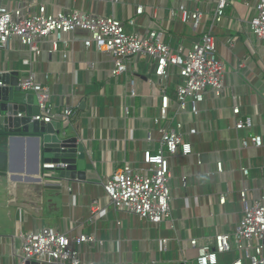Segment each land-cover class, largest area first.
I'll list each match as a JSON object with an SVG mask.
<instances>
[{"label":"crops","instance_id":"crops-1","mask_svg":"<svg viewBox=\"0 0 264 264\" xmlns=\"http://www.w3.org/2000/svg\"><path fill=\"white\" fill-rule=\"evenodd\" d=\"M257 1L230 0L224 19L216 24L218 0H0V6H24L28 11L46 5L51 14L76 10L114 15L129 32L163 31L164 42L172 48L183 43L188 49L202 32L211 30L219 39L217 50L225 65V97L210 95L199 118L180 115L177 105L172 106L171 123L181 119L188 127L196 123L199 133L187 137L194 145L193 155L169 157L173 217L157 227L112 207L103 218H95L91 210L95 202L101 209L108 206L103 187L108 176L125 163L142 166L143 153L159 147L157 134L152 145L146 140L159 105L151 85L155 79L152 60L134 57L130 74L114 78L112 64L85 50L83 40L88 33L84 31L64 34L60 40L51 34L44 53L31 65L24 64L29 57L19 41L1 49L0 75L18 73L20 82L32 72L37 81L51 88L60 109H74L70 123L61 126L66 137L78 138L85 147L87 167L82 180H61L47 169L31 181L35 144L15 145L8 139V169L0 175V264H19V235L40 227L95 236V246L82 247V264H195L198 252L189 245L192 239L213 242L220 233L235 231L243 217L240 191L249 187L253 199L264 195V147H243L245 137H264V41L257 40L249 27ZM139 5L145 13L138 16ZM181 8L203 11L199 33L191 24L172 19V13ZM130 19L136 20L135 26L129 25ZM54 41L58 51H51ZM63 41L71 43L69 60L64 59ZM93 62L95 70L88 66ZM170 95L175 99V89ZM233 95L242 108V119H251V128H235ZM218 162L224 163L220 175ZM242 169L249 170V175ZM223 196L227 200L222 205ZM237 257L231 252L220 254L218 264H232Z\"/></svg>","mask_w":264,"mask_h":264},{"label":"built area","instance_id":"built-area-1","mask_svg":"<svg viewBox=\"0 0 264 264\" xmlns=\"http://www.w3.org/2000/svg\"><path fill=\"white\" fill-rule=\"evenodd\" d=\"M106 1V0H100ZM119 2V0H113ZM230 0H218L213 21L220 24ZM137 15L145 13V7L136 8ZM203 11H189L181 8L172 13V19L178 18L184 24H191L194 31H200ZM130 26L136 25L135 19L129 20ZM252 35L264 41V0H258L255 15L249 22ZM78 31L88 33L83 40L85 50H92L101 55L107 63L113 65L111 73L114 78L126 77L130 74V65L134 57L143 56L152 60L151 80L153 97L159 100L156 114L153 117V128L147 135V143H155V135L159 136V147L156 151L146 150L143 153L142 166L135 167L125 163L108 176L103 183L105 191V208H91L95 218L106 216L108 207L117 212L136 215L140 220L160 227L172 220V195L170 190L169 157L181 154L188 157L194 153V145L188 136L199 133L198 124L188 127L184 121L171 123L170 112L173 104L177 105L178 113L191 114L199 118L201 107L212 95L216 99L225 97V65L218 54V38L211 31L202 32L198 40L186 49L183 43L172 48L164 42V32L147 30L145 32H129L124 23L114 15L103 16L82 11H70L51 14L46 5L36 11H28L24 6L10 8L0 6V50L7 49L13 40L19 41L29 57L25 65H31L36 57L44 53V44L51 34H57L59 40L64 34ZM66 50L64 59L69 60L71 43L63 41ZM51 51H58L57 41L50 43ZM96 63H89L95 70ZM20 89L27 95L37 98L39 112L32 116V121L45 124H69L74 117V109H60L54 102L52 90L37 81L34 73L19 82ZM175 89V99L171 92ZM233 117L235 128L245 130L252 127L251 119H242L243 111L238 98L233 95ZM126 115L131 114L126 108ZM21 116V115H20ZM243 147H264L262 135L248 136L243 139ZM199 165L203 163L198 162ZM55 165H44L47 170ZM245 176L249 170L242 169ZM217 174L224 173V163H217ZM51 173H58L52 171ZM226 196L221 197L220 204L226 203ZM243 205V217L233 232H223L213 242L208 239H192L189 245L197 250L195 264H218V255L235 253L237 259L232 264H264V195L253 199L251 189L244 187L240 191ZM120 221L118 225H120ZM21 256L19 264L37 262L39 264H82V247L95 246L97 238L91 235H70L49 227L21 233Z\"/></svg>","mask_w":264,"mask_h":264},{"label":"water","instance_id":"water-1","mask_svg":"<svg viewBox=\"0 0 264 264\" xmlns=\"http://www.w3.org/2000/svg\"><path fill=\"white\" fill-rule=\"evenodd\" d=\"M19 80L18 73L0 75V133L9 135L10 144H35L36 164L29 179L34 181L40 177L45 164L55 165L49 170L58 173L61 180L84 179L87 167L85 147L78 138L66 137L60 123L32 121V116L39 112L37 98L24 93Z\"/></svg>","mask_w":264,"mask_h":264},{"label":"trees","instance_id":"trees-1","mask_svg":"<svg viewBox=\"0 0 264 264\" xmlns=\"http://www.w3.org/2000/svg\"><path fill=\"white\" fill-rule=\"evenodd\" d=\"M8 139V134L0 133V175H5L8 169Z\"/></svg>","mask_w":264,"mask_h":264}]
</instances>
